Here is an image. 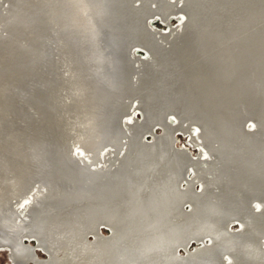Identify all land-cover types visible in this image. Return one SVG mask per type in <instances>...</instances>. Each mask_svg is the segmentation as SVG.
I'll return each instance as SVG.
<instances>
[{
	"label": "bare ground",
	"instance_id": "1",
	"mask_svg": "<svg viewBox=\"0 0 264 264\" xmlns=\"http://www.w3.org/2000/svg\"><path fill=\"white\" fill-rule=\"evenodd\" d=\"M142 1L143 0H14L13 2L14 6L12 5L13 3H11L12 5L11 7L9 5L10 7L9 9H11L9 10V14H7L8 11H6V15H3L5 19L3 16H2L3 18L1 17L2 19H4L3 21H7L10 24L8 27H9V30L12 29L11 31L14 34L13 35L14 37L16 36L15 34H17V37L25 36V35L26 37H33L37 35L35 34V31L38 28L40 29V28H43V26H48L50 29V27L53 28L55 25L58 24L62 28H66L67 30H71V32H76V33L81 32V30L79 29L81 28V26H82V30L84 29L83 27H86L85 29L88 33H90L89 37H91V38L89 37L86 38V40L88 39L90 40V42L92 38L97 37L96 36V33H98L96 32L97 28L95 26L96 30H94V24L92 20L96 22L97 17H98L100 19V22L98 21L99 22L98 25L104 26L105 27L104 29H106L108 33L107 37L109 39L107 38L108 40L106 42H109V43L111 42L110 44L108 43L111 49L116 50L117 52L120 53L121 56L125 58L124 59L126 60L125 65L129 63L130 67H134V64L137 63L138 65H141L143 67V71H142L143 74L141 75L139 74L141 77L137 78V79H140V81H138L139 84L138 82H136L137 80L134 79L135 80L134 82H136L137 86L136 84L133 86L141 90L144 97L141 95L142 93L140 94V96H138V97H141V96L143 97V98L141 97L143 102L141 103L139 101L141 103V106H143L142 108L143 109V113H142L143 120L140 123V125L135 127L134 128L135 130H133V132H131V134L127 136H124V135L118 136L121 132H119V134L116 133L118 134L116 136H114L115 134L112 133L111 135L112 137L113 136L115 138L117 137L116 139L115 138L114 139L117 143V146L119 147H116L113 145L114 147L113 148L111 146L113 149L115 148L117 149H115L112 152L111 156H109L107 159L104 158L105 160L101 161L98 156L97 158L95 157L96 154L98 155L100 154L99 150H97L98 153H95L92 149H95L96 151V149H99V145L104 144L103 142H101V144L100 143L98 144V141H99V138L103 139V136H106L105 134L106 132L104 133L102 132V134H100L99 132L96 133L95 127H94L95 123H93L94 121L89 118L90 116L89 117L86 116L88 114L87 108L85 109L87 102L90 104L89 106H91L94 102V95L91 93L92 89L89 88L90 82L88 81L89 83L77 84L74 82L75 81L73 80L74 78L73 79L72 77L70 78L71 72L69 71L70 72L69 73L67 71L68 74L66 75H69L68 76L69 79L73 80V82H71L68 79L70 82H68L66 85L68 87V90L70 91L69 93H71V99L68 100L69 102L67 103L64 102L66 100L62 101V104L60 105L62 107H65V105L66 107L70 106V108H72L74 112H73V115L71 116V120H69L70 117L69 118L67 117V121L65 120L66 115L64 116V118H62L63 117L62 113L61 115H59L60 118L59 120L57 119L58 120L57 122H60L58 124H60L61 126L60 130L62 134L55 138L56 139L55 146L54 147L52 146L53 150L46 151V149H44L45 150L44 152L42 149L43 152L40 151L41 153L40 152L36 153L38 157V160H36V163L29 165L31 166V170L29 169V166H25L24 169L21 168L22 170H20L19 168V170L15 172L16 166H15L14 138L12 139L13 146L10 143L12 149L7 150L8 149L7 147H5L6 151L0 149V247H4V246H8V247L10 246L14 248L20 247V245L22 244V238L28 233L30 226L35 221L36 215H52L53 216V214L55 213L64 212V211L69 210L66 208L72 207V205L76 203L92 204L97 200H100L102 198H110L112 195L117 194L119 190L122 188L121 186L123 183V176L129 165V160H130L133 150L138 146L137 152H138V155L142 158L146 155V153L150 152V150L152 151L155 149V146H156L155 143H153L151 146H148L147 144H140V139L143 136H145L147 133L151 134L152 126L158 123L161 126V128L165 130V133L166 132L174 133L176 130H182L183 132H185L186 125L184 126V122L186 121V119H191L193 121H196V120L200 121L199 123H201L200 124L201 130L198 129L199 134L197 135L196 139L199 140V145L205 152L207 158L206 160H198L194 162V161H191L190 159L185 160L180 153H176L173 157L172 164H171V168L173 172V176L171 179L172 181H175V182L182 180V178L184 177V172L186 168L190 166L193 169L200 170L201 174H199L198 176L202 178L201 180L205 182V184L209 182L213 186L214 192L212 194H210L206 198H200V200L194 201L193 210L191 213L192 215L196 216L201 221H203L204 227L208 228L209 232L211 233L210 237H211V240H213V242L210 247L211 255L208 254L209 252L208 253L198 252L195 254L188 253L185 255V258L188 257L187 258L188 263L187 262L186 263L187 264H208L209 260L211 259L218 261L219 260L218 256L221 253L225 252L229 254L230 252V258L232 259L230 261V264H264V249L263 250L260 249V238H261L260 236L261 235L259 234V231H258L260 228V225L262 224V221H264V219L262 220L261 218L262 217L261 215H264L263 214L264 212H262L264 209L260 210L261 206L263 205L259 204L260 201L255 200V199L259 200L261 196H264V25L263 27L260 26L258 28L256 27V25H254L257 28V31L252 32V30L255 29V27L253 29L251 28L252 30H250L249 33L252 32L251 33L252 37L248 38V36L247 37L245 36L246 39L248 38L247 41H250L249 39L251 38L250 43L246 41L249 44L248 45L249 53L246 52L245 49L247 48V45L244 44V46L246 45L245 46L246 48L244 47L245 48L244 51L247 54H249L247 55L245 53L247 55L246 56L244 54L246 57L244 55H241V53L239 52L241 50L240 48H243L242 41H241L242 43L240 42L241 44L239 43V46L240 45L242 46V47L240 46V48H237L236 46H235L236 48H234L233 46L234 44L231 43L233 48L235 49V52L232 50L234 54L238 52L237 58L232 60L231 56L229 55V52L231 53V51L228 52V50L226 49L227 46L226 48L224 47L225 50L223 48L220 49L219 47L223 45V42H224L223 39H221L223 41L222 42L221 40L212 38L211 35L208 34L210 32L207 33V31L205 30L207 19L203 18L205 19L204 21H201L200 23L198 22V19L201 15L200 13L203 12V8L206 5H209V6L212 5V3L214 2L213 0H180V1L177 0L175 3H169L166 0H160L161 5L158 7L161 10L158 11L159 10L158 9L157 10L158 12L154 11L153 13H154V16L158 15V17L163 23L166 22L167 17L170 14L171 15L180 14L184 18V24L183 26H181L182 28L180 30H170L167 34H162V33H159V32H156L150 29L148 22L153 17V14H152L153 10H151V13H150V9L152 8L154 9V7L150 6L148 7V9H146L148 5L146 3L148 2L143 4L145 0L143 2ZM10 2L12 1L10 0ZM258 2L260 4L261 1H257V4ZM155 3H159V0L158 2H156L155 0ZM236 4L238 3H235V5ZM235 5L233 4L232 6L230 5L229 7H233ZM258 6L259 5H257V7ZM2 7L0 6V8ZM55 8L60 10V12L57 10V13H55L54 12ZM214 8L215 7H213V9ZM226 8L228 7L226 6ZM226 8H224V11ZM250 8H252V6ZM259 8H256L255 12H257L256 10ZM263 8L264 6L262 5V9ZM4 10H7V9L5 8ZM205 10L206 9H204V11ZM91 11H93L95 17L91 13ZM225 12H226L225 14H227L229 11L227 10ZM235 13H238V10L237 12H234V14ZM252 13L253 12H251L250 14ZM262 13L260 14L262 15ZM54 14H55V17L54 16L53 17L55 19L52 17V15ZM91 14L93 18H95L96 20L91 18ZM149 14H152V15H149ZM246 14L247 15H245V17L249 15V12H247ZM218 15L224 19V17L221 14H218ZM241 15L239 17H241ZM243 15H242V18H243ZM255 15L256 14L254 13V16ZM217 16L216 18H218ZM250 16H248V18ZM262 16L264 17V15ZM263 17L262 19L261 18L260 19L263 20L264 19ZM225 18L227 19L228 17L225 16ZM236 18H238V16ZM254 19L256 21V18ZM214 20L215 19H212V21L215 23ZM75 21L77 23H80L79 25L81 26L78 25L79 28L78 26H76L77 24H75L76 23ZM247 21H250V20L248 19ZM251 21L254 22L253 19H251ZM205 22L206 24H204ZM221 22L222 21H220V24ZM238 22L241 23L242 21H240L239 19ZM248 23L250 24V22ZM260 23L263 24L262 22ZM260 23H257V26L258 24L260 25ZM225 24L227 23L225 22ZM231 24L233 25L234 23H231ZM251 24L253 23L251 22ZM7 25L4 24V26H6V29L8 28ZM238 25L241 26L240 24ZM74 26L76 27L74 28ZM208 26H211V25H208ZM216 26L217 25H215V27ZM233 26L230 28H233ZM208 28L209 27H207V30L211 31ZM237 28L238 27H236V29ZM242 28L241 30L239 28L238 32L242 31ZM211 29H213L212 26H211ZM216 29L219 30V28L217 27L215 28V30ZM244 29L246 28L244 27ZM58 30H59V27H58ZM231 30L234 32L233 29ZM225 32L228 33L227 31ZM225 32L223 34H225ZM188 33L190 34V36ZM253 33L254 34L256 33V36ZM228 34H225V35L227 36ZM61 35H60V38H61ZM221 35L222 34L220 33L219 35L220 38L222 37ZM41 36L43 35L41 34ZM63 36H67V35H63ZM232 36H234V34H232ZM6 37H5V42H7L8 39L10 41V38H9L10 36L7 38ZM77 38H79V36ZM224 39L226 40V38ZM230 39H232L231 36H230ZM1 40H2V37H1ZM12 40L11 42L13 43L15 40L14 41ZM3 41L4 40H2V42ZM102 41H104V39ZM36 42H38V40ZM63 42L65 43L66 41H63ZM34 45L36 46V44ZM226 45L228 44L226 43ZM38 46L39 44L37 45V47ZM214 46H216L215 49H213ZM217 46L219 47V49H216ZM224 46H225V43H224ZM6 47L7 46L5 45L3 47L1 46L0 50L1 48L6 49ZM9 48H10V45H9ZM98 48H100V46ZM105 48H107L106 45H105ZM230 48L232 49L231 45H230ZM7 49L5 52H7ZM135 49H140L144 51L146 53L145 59L134 58L133 53ZM237 49H240V50L236 51ZM3 52L4 51H2V53ZM117 55H118V60H119L120 59L119 54ZM96 57L100 61L99 55L98 56L96 55ZM244 58L247 59V61H243ZM84 64H88V62H86L85 60ZM93 66H95V64H92L91 66H89V64L87 65V69H89V76H91L90 73L93 72ZM106 66L108 67V64ZM71 67L73 66L71 65ZM71 67H70V70L72 71L73 68L71 69ZM85 67L83 69H85ZM126 69H129V68L126 67ZM133 69H137V68L134 67ZM134 73L136 72L134 71ZM130 74L132 75L131 72ZM71 76H73V74ZM100 76L98 77V79L100 78ZM24 77L25 76H23V78ZM107 78L109 79V77ZM128 78L129 77H127V79ZM133 78H134V75H132V79ZM90 81H91V78H90ZM15 86L18 87L17 85ZM107 87H105L106 91L108 89ZM119 89L120 88H118V90ZM110 90H111V87H109V92ZM37 91L39 92V90ZM37 91L36 92L33 91V93L36 94L38 93ZM116 92L118 93L117 90ZM99 93H101V89ZM121 94H123L122 91H121ZM102 97H104V94ZM137 99L139 98H136V100ZM114 100L117 101L118 98L116 99V97H114L113 101ZM125 101H127V99ZM116 103L114 102L113 104H116ZM176 107L178 109V114L176 113L171 114L169 112V114L163 115L162 113L163 109H176ZM110 108L114 109V107H110ZM35 109L36 108H34V110ZM49 109H51V107H49ZM37 110H39V108H37ZM44 110L46 113V109ZM245 114H250V115L254 114V117L256 120V125H255L256 130H253L252 132L248 133L247 131L243 129L244 127H242L243 124L240 123V118L241 116ZM68 115H71V114H68ZM170 116H174L176 118L177 124L174 127L170 126L167 123V120ZM184 116H186L187 118H185ZM128 118H129V115L127 116V119ZM152 118H153V121L154 120L156 121L155 123H150L149 120H151ZM52 121H49V122H52ZM54 123L56 122L54 121ZM49 126L51 127V125ZM52 126H53V122H52ZM140 127H143L145 129L139 130ZM54 130L56 129H52V131ZM58 133L56 131L55 134L57 135ZM51 135L53 134L51 133ZM124 137L126 139L123 141L122 139H124ZM112 139L113 138H111V140ZM69 140H71L72 144H69L68 146L67 142H69ZM72 140L74 141L72 142ZM103 140L105 142V139ZM160 140H161L160 144L162 145L163 138L161 137L157 139V142H159ZM77 142L83 143V145L81 144L82 149L80 148L81 146L80 147L76 146ZM106 142L104 144V148L110 145L108 144L107 146H105ZM111 142L112 141H110V143ZM84 143L86 144V146H88L87 147L88 149L86 150H83V147L85 145ZM46 145H45V148H46ZM48 147L50 146H47V149H49ZM89 147L91 148L89 149ZM77 149H80L83 151L81 157L79 156L77 157L76 152H75ZM51 152L53 153L51 154ZM92 152L95 154L92 155L93 154ZM89 154H91L90 157H89ZM162 155L163 154H161L160 156ZM87 157L89 160L91 159L89 163H85L86 162L85 159H87ZM19 162H23V161L21 160ZM22 164H25V163H22ZM22 164H20V166ZM201 164H203V166H200ZM18 167L19 166L17 165L16 169H18ZM208 174H209V177H206L205 175H208ZM34 175L40 176L41 178L40 181L38 179L37 180L41 183L37 186L38 188H31V189H34L33 192H29L30 188H27V183L29 182H27L26 180L30 179L31 176H34ZM34 178L36 177L34 176ZM24 181H26L27 183L25 184ZM32 181L33 180H31V183ZM23 182L26 187L22 185ZM35 182H36V179H35ZM26 189L28 190L26 191ZM16 192L18 193L19 196L22 192L24 193L22 194L21 200L25 202L32 200L31 204L28 206V209L23 214H18L16 212V211L19 212V209L18 207H16V205L20 204V202H18V200L17 201L15 200L16 202L12 201L14 200V198L19 197V196H16L17 194ZM190 193H193V192L188 191L186 196L191 195ZM162 195L163 194H161V197ZM251 201L252 202L257 201L256 202L257 208L254 210H256L259 213L260 216L258 215V217H260V219L258 217H257V220H255L256 217L255 218L251 217L252 219L250 220L248 218H244V215H246L245 212L248 211L247 209H249ZM145 202L139 205L136 204L134 209L140 208L138 209L137 214L142 213L141 206L146 204ZM6 204L9 206L7 207L6 210H4L5 208L3 209V207ZM86 207L90 210L88 211L82 210V212H86V213L96 212L95 210L93 211L92 207L91 208L89 206H86ZM230 220L237 221L238 223H240L242 228H241V231L238 233H235L232 235L227 234L226 238L230 239L231 243H226L222 241L223 238L221 236V228H222L221 226L229 222ZM130 223L132 222H129V224ZM228 235L230 236L229 238H228ZM205 240H208V238L203 237L199 241H194V243L201 244ZM186 246L187 244L185 246H182V245L175 246L173 252L175 253V249L177 247H181V249H185ZM177 258L181 259L179 257Z\"/></svg>",
	"mask_w": 264,
	"mask_h": 264
},
{
	"label": "rangeland",
	"instance_id": "2",
	"mask_svg": "<svg viewBox=\"0 0 264 264\" xmlns=\"http://www.w3.org/2000/svg\"><path fill=\"white\" fill-rule=\"evenodd\" d=\"M11 1L12 2H10V0H7V1L2 0L0 2V6L1 7L3 6L2 8H0L2 10V12L0 10V12L2 13V15L0 13V19H1L0 20V23H1V25H0V44H1L0 47L1 46L3 47L5 45V46H7L6 47V49H7V48H9V45H10V48L7 49V52H5L6 49L1 48V50H0L1 51L0 57H2V58H0V62H1L0 63V111L2 110L0 112V126L2 127V128L0 127V149L4 150V151H6L5 147L8 148L7 150L12 149L11 144L13 146V140L12 139L14 138L15 166H16L15 172H17V170H19V168H20V170H22V169H24L25 166H29V165L36 163V160H38L36 153H39L40 151L45 152L44 149H46V151L47 150L52 151L53 147L55 146V141H56L55 138L62 134V132L60 130L61 126H60V124H58L60 122H57L60 118L59 115H61V113H62L63 114L62 118H64V116L66 115L65 120L67 121V117L68 118L70 117L69 120H71V116L73 115V112H74L72 110V108H70V106L66 107V105H65V107L68 108V109H66L65 107H62L60 104H62V101H64V100H66L64 102L67 103V102H69L68 100L71 99V93H69L70 91L68 90V87L66 85L68 82H70V81L73 82V80H75L74 82L77 84L90 82L89 88L92 89L91 93L94 95V102L91 106H89L90 104L87 102L85 109L87 108L88 114L86 116L87 117L90 116L89 118L94 121L93 123H95L94 127H95L96 133L99 132L100 134H102V132L103 133L106 132L105 133L106 136L102 135L103 139H105V142L107 141L105 146L110 144L109 146L104 148L105 142L103 139L99 138V141H100V139H101V141L100 142L98 141V144L99 143L101 144V142H103L104 144L99 145V149H96V151H95V149H92V150L95 153H98L97 150H99L100 154L99 155L96 154L95 155L96 158L98 156L101 161L105 160L104 158L107 159L109 156L112 155V152L115 149H117V148L113 149L114 148L113 145L116 147H119V146H117V143L115 141V139L117 137L115 138L114 136L118 135L119 132H121V133L118 136H120V135L127 136V135L131 134V132H133V130H135L134 128L139 126L143 120V114H142L143 113V109H142L143 106H141V103L143 102V100L141 99V97L142 96L144 97V95H143L141 90H139L137 87L135 88V86H133L136 84V82L140 81V79H137V78H140L141 77L140 75L143 74V72H142L143 67L141 65H138L137 63L134 64V67L137 69H133L134 67H130L128 62H127L128 64L125 65V61H126V60H124L125 58L123 56H121L120 53L117 52L116 50L111 49V47L109 45L111 42L110 43L106 42L109 39L107 37L108 33H107L106 29H104L105 28L104 26L98 25V23L100 22V19L98 17H97V20L95 18H93V16L95 17L93 11H91V13L93 14V16L91 14V18L95 19L97 22L96 23L95 21L92 20V22L94 24V30H96V28H97L96 32H98V33H96L97 37L91 39V42L88 39L86 40V38H88L90 36V33H88L85 29L86 27H83L84 29L82 30V26L79 25L80 23H77L76 21H75L76 23L74 22L75 24H77L76 26H78V25L81 26V28H79V26H78V28L81 30L80 33L71 32V30H67L66 28H62L61 26H59L57 24L53 28L50 27V29L48 26H43V28H40V29L38 28L35 31V34H37V35L33 36V37H26V35L17 37V34H15L16 36L14 37L13 36L14 34L11 31L12 29L9 30V27H8L10 24L7 21H3L5 19V17L3 15H6V11H8L7 14H9V10H11L9 8L12 5L14 6V3H13L14 0H11ZM149 1H151V2H149ZM166 1L169 3H175L177 0H166ZM213 1L214 2L212 3V5H210V6L206 5L203 8V12L200 13L201 15L198 19V22L200 23L201 21H204L205 19H203V18L207 19V21H206L207 24H206V22L204 23V24H206L205 30L207 31V33L210 32L208 34L211 35L212 38H216L218 40L223 39L224 42L221 40L223 42V45H222L223 47L222 46H219V47H220V49L223 48L225 50V48L227 46L226 49L228 50V52L231 51V53H233V54H231L229 52V55L231 56L232 60L237 58V56H238L237 55L238 52H236L234 54V52H235L234 48H236V47L240 48L241 45L239 46V43L241 41L243 42V44H242L243 48H240L241 50L237 49L236 51L240 50L239 52L241 53V55H244L246 52L249 53V51H248V49H249L248 45L249 44L247 42L250 43L251 38L249 39L250 41H247V39L249 37H252L251 33L254 31L256 32L258 27H260V26L263 27V25H264V21H263L264 19L261 20L263 17L262 15H264V12H263L264 8L262 9V5L264 6V0H263V2H262V0H239V1L238 0L237 1L236 0H213ZM257 1H261L260 4H259V2L257 4ZM7 2L10 4H8ZM142 2H141V4H142ZM146 2H148V3H146ZM156 2H158V0H156ZM246 2H247V4H246ZM2 3H4V4H2ZM11 3H13V4L11 5ZM144 3L148 4L146 9H148V7H150V6L154 7V9H155V10L153 8L150 9V13H151V10H153L152 11L153 17L148 22L150 29H152L153 31H156V32H159L162 34H167L170 30H180L182 28L181 26H183V24H184V18L180 14L168 15L165 23H163L160 20L158 15L154 16V13H153L154 11L158 12L161 10L158 7L161 5L160 0H159V3H155V0H145L143 2V4ZM235 3H238V4H236L237 6L235 5ZM243 3H245V4H243ZM253 3H255V4H253ZM233 4L235 6L229 7L230 5L232 6ZM251 4H253V5H251ZM9 5H10V7H9ZM223 5H225V6H223ZM246 5H247V7H246ZM250 5L252 6V8H250L251 7ZM257 5H259V6L257 7ZM222 6L224 8H226V6H227L230 9V10L228 8L225 9V11H227V10L229 11L227 14H225L226 12L224 11V8ZM248 6H250V7H248ZM254 6H256V7H254ZM213 7H215V8L213 9ZM241 7L243 10L241 9ZM5 8L7 10H4ZM235 8H237V9H235ZM256 8H259L256 10L257 12L258 11L260 13L263 12L262 15L259 12H258L259 14L257 12H255ZM204 9H206V10L204 11ZM211 9H213V10H211ZM252 9H254V10H252ZM57 10L58 9L55 8L54 12L57 13ZM237 10H238V13H235L236 14L235 15L234 12H237ZM58 11L60 12V10H58ZM219 12H221V13H219ZM222 12H223V14H222ZM247 12H249L248 16L251 15L250 17H251V19L254 20V22L251 21L250 17L249 18H248V16L245 17V15H247L246 14ZM251 12H253V13L250 14ZM254 13L256 14L255 16H254ZM152 14H149V15H152ZM218 14H221L224 17V19L221 16H219ZM241 14L242 15L244 14L243 18H242ZM215 15L216 16L218 15L217 16L218 18H216ZM240 15H241V17H239ZM2 16L4 17V19H2L3 18ZM53 16L55 17V14L52 15V17ZM225 16L228 18L226 19ZM234 16H236V17L238 16L240 21H242V22L244 21V22L243 23L241 22L242 23L241 24L240 22H238L239 19L234 17ZM252 17L256 18V21ZM235 18L237 19V21ZM245 18L247 20L249 19L250 21H247ZM257 18L263 24H261ZM212 19H215L214 21L216 24L212 21ZM211 21L213 22V24ZM218 21H219V23H218ZM220 21H222L221 22L222 25L220 24ZM225 22L227 24H225ZM248 22H250V24ZM251 22L253 24H251ZM3 23L5 25L8 24L7 29ZM231 23H234L236 26L234 24H233L234 25L233 26ZM245 23H247V24H245ZM257 23H260V25L258 24V26H257ZM219 24H220V26H219ZM238 24H240L241 26H239ZM2 25H3V27H2ZM208 25H211L213 29H211V26H208ZM215 25H217L216 27L219 28V30L218 29L215 30V28H216ZM231 25L233 26V28H230V27H232ZM248 25H250V26H248ZM251 25H252V27H251ZM254 25H256L257 28ZM76 26H74V28ZM95 26H96V28H95ZM58 27H59V30H58ZM207 27H209L208 29L211 31H208ZM236 27H238L237 28L238 30L236 29ZM244 27L246 29H244ZM254 27H255V29H253ZM10 28H11V26H10ZM239 28H240V30L242 28V31L238 32ZM223 29H224V31H223ZM231 29H233L234 32ZM250 30H252L251 33H249ZM216 31H218V32H216ZM222 31H223V33L225 31H227L229 34L232 31V33L229 35L228 33L225 32V34H228L227 35L228 37H227L225 34L222 33ZM243 31L245 34L243 33ZM211 32L213 33V35L215 33V35H214L215 37L212 35ZM219 32L222 34L221 35L222 37L224 36L223 38L222 37L220 38ZM216 33H217V35H216ZM41 34L43 36H41ZM232 34H234L235 37L238 36L239 34H241V35H239L238 37L235 38L234 36H232ZM250 34H251V36H250ZM60 35H61V38H60ZM63 35H67V36H63ZM77 35L79 36V38H77L78 37ZM254 35L256 36V33ZM6 36L7 37L10 36L9 37L10 41H9V39H8V41L6 39L7 42H5ZM189 36H190V34H189ZM230 36L232 39H230ZM240 36L241 37L243 36V37L241 38ZM245 36L246 37L248 36V38L246 39ZM255 36H254V38H255ZM1 37H2V40H4L3 41L4 43L2 42ZM45 38H46V40H45ZM89 38H91V37H89ZM224 38H226V40ZM29 39L30 40L32 39L31 40L32 43L30 42ZM52 39H54V40H52ZM103 39H104V41H102ZM11 40L12 41L15 40V41L12 43ZM35 40L36 41L38 40V42H36ZM97 40H98V42H97ZM231 40L232 41L234 40V41L232 42ZM41 41H43V42H41ZM63 41H66V42L64 43ZM39 42H41L42 44ZM83 42H85V43H83ZM228 42H230V43H228ZM234 42L237 43L238 45L235 44ZM90 43H91V45H90ZM96 43H97V45H96ZM224 43H225V46H224ZM226 43L228 45H226ZM231 43L234 44L233 45L234 48H233ZM34 44H36V46ZM38 44H39V46H38L39 48L37 47ZM52 44H53V46H52ZM210 44H211V42H210ZM229 44L231 45L232 49L230 48ZM244 44L247 45V48L245 47L246 45L244 46ZM105 45L107 48H105ZM99 46H100V48H98ZM35 47H37V48H35ZM94 47H96V48H94ZM215 47L216 46H214L213 49H215ZM219 47L217 46L216 49H219ZM81 48H82V50H81ZM98 49H100V50H98ZM244 49L246 50V52L244 51ZM2 51H4L3 53H5V54H3ZM88 51H89V53H88ZM242 51H244V52H242ZM117 54H119V57H120L119 60H118ZM96 55L97 56L99 55L100 61L97 59ZM114 55L116 58L114 57ZM247 55H249V54H247ZM133 56L136 59L137 58L145 59L146 53L140 49H135ZM83 58H84V60H83ZM85 60H86V62H88L89 66H91L92 64H95V66H93V72H92L93 75H92V73H90L91 76H89V69H87L88 64H84ZM114 60H116V61H114ZM13 61H14V63H13ZM42 61H44V62H42ZM243 61H247V59L244 58ZM3 62H4V64H3ZM90 62H91V64H90ZM65 63H66V65H65ZM243 63H245V62H243ZM73 64H75L76 66ZM107 64H108V67L106 66ZM71 65L73 67H71ZM113 66H114V68H113ZM125 66L129 69H126ZM70 67H71V69L73 68L74 70L72 69V71H71ZM84 67H85V69H83ZM106 67H107V69H106ZM140 67H141V69H140ZM96 68H98V69H96ZM110 70L112 73L110 72ZM67 71L71 72V73L69 72L70 78L71 77H72V79L74 78L73 80L69 79V77H68L69 75H66V74H68ZM75 71H76V73H75ZM134 71L137 73L138 76L136 75V73H134ZM85 72H87V73H85ZM130 72L132 73V75H134L133 79H132V75L130 74ZM72 74H73V76H71ZM121 74H123V75H121ZM129 74H130V76H129ZM23 76H25V77L23 78ZM86 76H88V77H86ZM99 76H100V78L98 79ZM107 77H109V79ZM127 77H129V78L127 79ZM79 78H81V79H79ZM90 78H91V81H90ZM22 79H23V81H22ZM134 79L137 81L134 82L135 81ZM127 80H129V81H127ZM14 81H15V83H14ZM19 81H20V83H19ZM98 82H100V83H98ZM96 84H98V85H96ZM138 84H139V82H138ZM15 85H17L18 87H16ZM19 85L22 87H20ZM136 86H137V84H136ZM100 87H102L104 89L106 95H105L103 89ZM105 87L108 88L107 91H106ZM109 87H111L110 92H109ZM133 87H134V89H133ZM118 88H120V89L118 90ZM100 89H101V93H99ZM125 89L127 90V92ZM37 90H39V92ZM116 90L118 91V93L120 91V93H119L120 96L116 92ZM33 91L34 92L37 91L38 93L34 94ZM121 91L123 94H121ZM113 92L116 94H114ZM103 94H104V97H102ZM140 94L142 96L138 97V96H140ZM116 95H118V96H116ZM134 95H135V97H134ZM4 97H5V99H4ZM114 97H116V99L118 98V100L113 101ZM6 98H7V100H6ZM136 98H139V99L136 100ZM99 99H101V100H99ZM126 99H127V101H125ZM44 100H46V101H44ZM3 101H4V103H3ZM112 101H113V103L114 102L115 103L118 102V103L113 104ZM134 101H136V102H134ZM137 101L138 102L140 101L141 103L139 102V104H138ZM38 104H40V105H38ZM112 104H113V106H112ZM6 105H7V107H6ZM127 105H129V106H127ZM33 106H35V107H33ZM49 107H51V109H49ZM110 107H114V109L113 108L111 109ZM177 107H176V109H163L162 113H163V115H167V114H169V112L171 114L172 113L178 114ZM34 108H36V109L34 110ZM37 108H39V110H37ZM59 108L62 110H60ZM44 109H46V113H45ZM68 110L70 111V113ZM132 110H133V112H132ZM48 111L51 113H49ZM65 111H66V113H65ZM175 111H177V112H175ZM38 113H40L41 115ZM112 113H114V114H112ZM68 114H71V115H68ZM128 115H129V118L127 119ZM48 116H50V117L52 116L51 117L52 119ZM186 116H184V117L187 118ZM251 117H253V118H251ZM181 118H183V117H181ZM44 119H46V120H44ZM49 121L53 122L54 127L52 126V122H49ZM54 121L56 123H54ZM149 121H150V123L156 122L155 120L153 121V118ZM48 122H49V124H48ZM199 122L200 121H197V120L193 121L191 119H186V121L184 122V126L186 125V131L183 132L182 130H176L174 133H169V132L165 133V130H163V128H161V126L158 123L154 124L152 126L151 134L147 133L145 136H143L140 139V144H147L148 146H151L153 143H155L156 144L155 149L152 151L150 150V152L146 153V155L142 158L138 155V152H137L138 146L133 150L131 157H130V160H129V165H128V167L124 173V176H123V183L121 186L122 188L120 187L121 189L119 190V192L117 194L112 195L110 198H102L100 200L95 201L92 204L76 203V204L72 205V207L66 208L69 210H67V211L63 210L64 212L55 213V214H53V216H50V217L44 218V219H42V218L45 215H36L35 221L32 223L31 226L35 225V222L37 221V219H38V221H42V223L40 224V227H37V229H38L37 232L38 233L40 232L41 225H43L42 241L46 240V241H48V243H50V241L52 240L51 242H53V244H54L52 247L56 249L57 253L55 252V254L57 255L58 259L60 260V263L62 262V258H63L62 253L60 254V252L64 253L65 248L63 245L61 246V242H59V240H57L56 238H61V236H66L67 231L56 234L55 235L56 237L53 235V233H55V230L62 225V221H64V223H66L67 225H70V224L73 225V227H75L76 229H78L80 232L83 233L84 242L87 243V245H89L90 253H91V255L94 256V258H93L94 264H122V262H129L130 259H129V256L127 254V252H128L127 249H129V248H131V251H132V253H131V256H132L131 260L132 261H133V256L139 250L142 253L145 252L146 254H148L150 252V253H154V254L158 253V255H163L165 262H162V264H186L188 257L185 258V255L188 253L195 254L198 252H200V253H202V252L208 253L209 252L208 254L211 255L210 247H211L212 242H213V240H211V237H210L211 233L209 232L208 228L204 227L203 221H201L199 218L192 215L191 213L193 210L194 201L200 200V198H206L210 194H212L214 192L213 186L209 182H207L205 184V182H203L201 180L202 178L200 176H198L199 174H201L200 170L193 169L190 166H188L186 168V170L184 172V177L182 178V180L175 182V181H172V179H171L173 176L171 164H172L173 157L176 153H180L185 160L190 159L191 161H194V162H196L198 160H206V158H207L205 152L203 151V149L199 145V140L196 139L197 135L199 134V130H201V126H200L201 123H199ZM167 123L172 127L176 126V124H177L176 118L174 116H170L167 120ZM240 123L243 124L242 125V127H244L243 129L245 131H247L248 133L252 132L253 130H256V127H255L256 120H255L254 114H251V115L245 114V115L241 116ZM49 125H51V127ZM51 128L56 129V130L52 131ZM140 129L144 130L145 128L140 127L139 130ZM56 131H57V133L59 132L57 135L55 134ZM48 132H49V134H48ZM51 133L53 135L54 134L55 135L53 136V135H51ZM112 133L115 134L113 137L111 136ZM116 133H118V134H116ZM109 136H110V138H109ZM161 137L163 138L162 145L160 144L161 140L159 142H157V139H159ZM52 138H53V140H52ZM111 138H113V139L111 140ZM125 139L126 138L124 137V139H122V140L124 141ZM49 140H51L52 142ZM3 141H5V142H3ZM73 141L74 140H72V142ZM108 141H109V143H108ZM110 141H112L111 142L112 145H111ZM46 142H48V143H46ZM113 142H114V144H113ZM51 143H53V144H51ZM77 143H79L80 145ZM77 143H76V146H79V147L81 146L80 148L82 149L83 143L82 142H77ZM69 144H72L71 140H69V142H67L68 146H69ZM45 145H46V148H45ZM47 146H50V147H48L49 149H47ZM85 146H86V144L84 145V147ZM89 146H90V144H89ZM84 147H83V150L88 149L87 148L88 146H86L85 148ZM90 148L91 147H89V149ZM97 148H98V146H97ZM42 149H43V151H42ZM75 152H76L77 157L82 156V152H83L82 150L77 149ZM107 152H109V153H107ZM52 153L53 152H51V154ZM95 153H93L92 155H94ZM91 154H89V157ZM161 154H163V155L160 156ZM21 160L23 162H19ZM90 160L87 157V159H85V161H86L85 163H89ZM17 161L19 162V164ZM22 163H25V164H22ZM20 164H22V165L20 166ZM17 165L19 166L18 169H16ZM200 166H203V164H201ZM29 169L31 170V166H29ZM203 174H204V172H203ZM34 176L36 178H34ZM34 176H31L30 179L26 180L29 183L24 181L25 184L27 183V188H30L29 192H33L34 189H31V188H38L37 186L41 183V182H39L41 179L40 176L37 175L38 178L36 175H34ZM205 176L209 177V174L205 175ZM35 179H36V182H35ZM28 180H30V181H28ZM31 180H33L32 183H31ZM24 182L22 185L25 186ZM33 185H34V187H33ZM27 190L28 189H26V191ZM188 191L189 192L192 191L193 193H190L191 195L186 196ZM22 194H24V193L22 192L19 196L17 193L16 196H19V197L14 198V200H12V201L18 200V202H20V204L16 205V207H18V209H19V212L16 211L18 214H23L28 209V206L31 204V201H32V200H30V201L25 202V201L21 200ZM161 194H163L162 197H161ZM263 198H264V196H261V198L259 200L258 199H255V200L260 201L259 204L264 206V204H262V203H264ZM22 202H23V204H22ZM144 202L146 204L141 206L142 213L137 214V211L140 208L134 209L136 204L139 205V204H142ZM256 202L251 201L249 209H247L248 211L245 212L246 215H244V218H248L250 220V219L256 217L255 220H257L259 213L256 210H254L257 208ZM85 205L89 206L90 208L92 207L93 211L95 210L96 212H89V213L82 212V210H84V211L90 210ZM8 206L9 205L6 204L3 207V209L5 208L4 210H6ZM263 206H261L260 210L264 209ZM51 210H53V209H51ZM133 210H135V211H133ZM251 211H252V213H251ZM262 212H264V210ZM158 215H161V219L157 218ZM261 216H262L261 218L263 220L264 215H261ZM258 218L260 219V217H258ZM122 220H124V221H122ZM127 220H130L132 223L127 225L125 223V222H127ZM263 222L264 221H262L263 225L261 224L260 228L258 230L259 234L261 235L260 237L261 238L263 237L262 239L260 238V249H262V250L264 249V232H263L264 231V223ZM36 224H37V222H36ZM159 224H162V226L161 227L158 226ZM221 227H222L221 231H224V233H226V235L227 234L232 235V234L238 233L241 231V228H242L240 223H238L235 220H230L229 222L223 224ZM261 227H262V229H261ZM45 228L49 229L50 231L47 233ZM44 230H45V232H44ZM261 232L263 233V235ZM223 234H222V236H223ZM226 235H224V237H227ZM229 235H228V238L230 237ZM32 237H34V236H32ZM32 237L31 236L30 237H24V239H23L24 246H22V244H21L20 247L15 248V251L19 253L18 255H27V254L33 253V252H30L28 250L29 248H27V246H29L31 248L37 246V243L35 242L36 240ZM203 237H207L209 242H208V240H205L201 244H195L194 243V241H199ZM224 237H222V238H224ZM225 239L226 240H222V241L226 242V243H231L230 239H227V238H225ZM186 244H187V246L185 247V249H181V247H177L175 249V253L173 252L175 246H181V245L185 246ZM52 247L50 248V250L53 253ZM141 252H138L137 254L139 255V253L141 254ZM175 255L181 259H178ZM220 255L218 256V259H219L218 262H220V264H230V261L232 260L230 258V252H229V254L223 252ZM27 257H29V258L28 259L18 258L16 260L23 261V263H25V264H39V263H42L48 259L47 254L40 249H35V254L32 258H30L31 256H27ZM93 259L91 260L92 262H93ZM172 259L174 260L173 262H171ZM0 264H15V262L11 259L10 254L8 253L7 250H1L0 249ZM208 264H219V263H216V260L211 259V260H209Z\"/></svg>",
	"mask_w": 264,
	"mask_h": 264
},
{
	"label": "flooded vegetation",
	"instance_id": "3",
	"mask_svg": "<svg viewBox=\"0 0 264 264\" xmlns=\"http://www.w3.org/2000/svg\"><path fill=\"white\" fill-rule=\"evenodd\" d=\"M49 216H52V215H45L42 219L47 218ZM157 218L161 219V215H158ZM122 221H124V220H122ZM36 222H37V224H36ZM36 222H35V225L31 226L32 228L31 227L29 228L28 233L24 236V237L34 236L32 238H34L36 240L35 242L37 243V246L33 247V248L27 246V248H29L28 250L30 252H33V253H30L27 255H18L19 253L15 251L14 247H10V246L9 247L8 246L0 247L1 250H7L8 251L11 259L15 262V264H25V263H23V261L16 260V259H18V258L28 259L29 257H27V256H31L30 258H32L35 254V249H40V250L44 251L48 256L47 260H45L44 262L39 263V264H94V259H93L94 256L91 255V253H90L89 245H87V243L84 242L83 233L80 232L75 227H73V225H71V224L67 225L66 223H64V221H62V225L55 230V233H53V235L55 236L58 233H62L64 231H67L66 236H61V238H56L57 240H59V242H61V246L63 245L65 248L64 253L60 252V254L62 253V257H63L62 262L60 263V260L58 259L57 255L55 254L56 249L52 247L54 245L53 242H51L52 240L50 241V243H48V241H46V240L42 241L43 225H41L40 232L39 233L37 232V230H38L37 227H40V224L42 223V221H38V219H37ZM129 222H131V221L127 220V222H125V223L128 225ZM158 226L161 227L162 224H159ZM49 231H50L49 229H46L47 233ZM44 232H45V230H44ZM223 233H224V231H221V236ZM224 235H226V233H224L222 237H224ZM24 237L22 238V246H24V244H23ZM225 238L226 237H224L223 240H226ZM51 247L53 249V253L50 250ZM127 251H128L127 254H128L130 260H129V262H122V264H132V263L133 264H159V263L162 264V262H165L163 255H158V253L154 254V253H150V252L148 254H146L145 252L142 253L139 250L137 251V253L141 252V254L139 253V255H138L136 253L133 256V261H132L131 260V258H132L131 248L127 249ZM92 259H93V262L91 261ZM173 261L174 260L172 259L171 262H173ZM216 263L220 264V262H218V261H216Z\"/></svg>",
	"mask_w": 264,
	"mask_h": 264
}]
</instances>
